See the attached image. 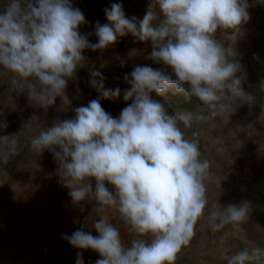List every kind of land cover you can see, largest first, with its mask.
Segmentation results:
<instances>
[{
  "label": "clouds",
  "instance_id": "clouds-1",
  "mask_svg": "<svg viewBox=\"0 0 264 264\" xmlns=\"http://www.w3.org/2000/svg\"><path fill=\"white\" fill-rule=\"evenodd\" d=\"M248 7L247 0H152L137 23L113 3L105 10L108 23L96 22V43L78 31L86 19L70 0H7L0 9V68L35 106L47 109L58 97L68 104L66 88L85 66L84 51L103 50L127 34L150 40L153 62L175 76L136 66L130 81L125 76L130 89L124 100L131 103L113 118L100 100L117 98L120 89H105L102 73L92 71L90 85L100 96L77 107L74 119L56 121L30 140L34 155L52 154L74 205L95 201L97 235L77 230L63 236L73 248L96 252L100 259L95 264H175L191 245L209 205L212 176L197 133L189 139L185 130L193 121L230 114L232 101L252 99L241 87L239 63L230 59L234 53L216 39L218 31L238 35L250 19ZM169 95L196 99L207 116L171 114L162 99ZM0 145L6 149L0 157L4 163L20 154L13 136H0ZM110 210L131 234L129 244L109 221ZM249 212L247 202L216 203L207 220L214 231L229 224L239 229ZM223 259L226 264H264V249L224 253ZM76 264H82L79 255Z\"/></svg>",
  "mask_w": 264,
  "mask_h": 264
},
{
  "label": "rangeland",
  "instance_id": "rangeland-1",
  "mask_svg": "<svg viewBox=\"0 0 264 264\" xmlns=\"http://www.w3.org/2000/svg\"><path fill=\"white\" fill-rule=\"evenodd\" d=\"M6 2L0 0V9ZM70 2L83 12L86 19L78 31L91 43H96L95 27L90 25L91 19L87 20L88 14H96L94 0ZM262 32L238 34L225 47L234 53L230 59L239 63L241 87L251 94L252 99L232 101L230 114L199 123L193 121L192 127L185 130L189 139L193 138V132L197 133L195 138L199 140L200 150L211 163L212 178L207 182L209 205L201 219L202 225L208 221V211L216 203L222 207L243 202L249 205L256 197H262L263 189H257L263 186L264 177V27ZM120 46L125 52L122 60L118 58L103 65V61L108 63ZM152 50L150 40L141 42L131 34L118 36L113 45L103 50L86 49L85 66L78 69L76 79L69 80L66 88L69 103L64 104L58 97L47 109L33 105L26 93L17 92L11 86L10 74L0 68V136H13L20 146L18 156L7 163L0 159V264H66L58 252L57 239L47 233L54 229L57 221L64 219V213L66 217L70 214L71 204L63 197L69 189L50 179L57 174L56 167L49 158L34 155L30 140L42 128L51 127L56 121L74 119L77 107L87 106L100 96L90 85L92 71L101 72L104 88L113 90L119 83L124 85V91L130 89V77L125 82L122 76L130 75L136 66L160 69L174 79L170 68L153 62ZM70 85L73 88L69 89ZM153 99H157L155 94ZM162 99L167 101L171 114L189 111L207 116V110L194 98L186 100L182 95H169ZM100 103L106 112L118 118L131 100L125 101L124 97L118 96L101 99ZM5 151L0 145V157ZM256 190L259 192L255 193ZM73 211H76L74 207ZM94 258L83 257L82 264H95L92 262ZM72 259L76 264L75 258Z\"/></svg>",
  "mask_w": 264,
  "mask_h": 264
},
{
  "label": "crops",
  "instance_id": "crops-1",
  "mask_svg": "<svg viewBox=\"0 0 264 264\" xmlns=\"http://www.w3.org/2000/svg\"><path fill=\"white\" fill-rule=\"evenodd\" d=\"M96 7V14L87 15V20L91 19L93 27H95L96 22L99 21L101 24L107 23L105 17V10H110L113 3H120L122 5L124 14L127 18L131 19L136 18L137 23L146 13L149 7L142 6L143 0H94ZM249 5V16L250 19L246 24L241 26V31L239 34H244L246 31H253L254 33H261L262 28L264 27V0H247ZM263 33V32H262ZM231 32H228L227 35H222L219 31L216 35L218 41H223L224 47H227L230 41H233L235 36H231ZM125 52L122 51L121 46L115 53H113L108 63L103 61V65L111 64ZM98 60V59H97ZM122 60V58H121ZM125 62V59H123ZM123 62V61H122ZM130 77V75H128ZM123 81H125V75L122 76ZM127 82V81H125ZM124 85L119 83L118 87L120 89L119 97H124ZM73 88L71 85L69 87ZM72 93V91H71ZM113 118L114 115L111 114ZM73 117V115H70ZM41 157L49 158L52 161V164L56 167L57 164L53 159V156L50 152L45 150ZM263 186L258 187L257 190L263 189L262 197H256L249 204L250 212L248 219L243 222L239 229H234L232 225H226L220 231H214L209 226L208 221L199 220L196 225V235L193 238L191 245L185 248L180 254H178L175 264H226V261L223 259V254L227 253L229 255L234 254L237 251L253 248L264 249V177L262 179ZM94 186V182H93ZM255 191V193L259 191ZM63 197H66L68 202H70V214L68 217L63 214L62 221H57V224H54L55 227L53 230H50L47 235L53 234L57 239V249L60 254V245L63 241V236L69 234L76 226L79 227V230L85 232H91L93 236H96L94 225L100 217L99 213L95 211L96 203L94 200L83 202L80 206H76L72 203V200L68 193H63ZM76 211H73V207ZM81 207L84 209L81 211ZM65 212V211H64ZM108 219L110 222L114 223L117 227L120 228L121 239L125 245L129 244L131 234H129L122 222L120 221L117 213L114 210H110L108 213ZM55 219H59L56 217ZM81 258L88 259L89 257H95L92 261L95 263L97 261L96 257L99 255L92 250H81L73 248L72 253L67 258L60 256L65 260L66 264L71 263L75 264L72 258L77 259V256ZM84 259V260H85Z\"/></svg>",
  "mask_w": 264,
  "mask_h": 264
},
{
  "label": "trees",
  "instance_id": "trees-1",
  "mask_svg": "<svg viewBox=\"0 0 264 264\" xmlns=\"http://www.w3.org/2000/svg\"><path fill=\"white\" fill-rule=\"evenodd\" d=\"M79 230V227L76 226L68 235H70L71 233L75 232ZM72 250H73V247H71L67 241L65 239H63V241L61 242V245H60V254L67 258L68 256L71 255L72 253ZM68 264H71V263H68Z\"/></svg>",
  "mask_w": 264,
  "mask_h": 264
},
{
  "label": "built area",
  "instance_id": "built-area-1",
  "mask_svg": "<svg viewBox=\"0 0 264 264\" xmlns=\"http://www.w3.org/2000/svg\"><path fill=\"white\" fill-rule=\"evenodd\" d=\"M151 3H152L151 0H144V4H145V6H147V7H149ZM83 10L85 11V8H83ZM248 10H249V7H248ZM50 179H51L53 182H57V183H59V184L61 183L57 174L52 175V176L50 177ZM61 184H62V183H61ZM130 240H131V238H130ZM129 243H130V241H129Z\"/></svg>",
  "mask_w": 264,
  "mask_h": 264
}]
</instances>
